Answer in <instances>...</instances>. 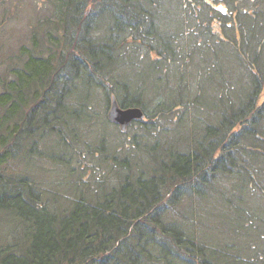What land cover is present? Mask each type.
Listing matches in <instances>:
<instances>
[{"label": "trees", "instance_id": "16d2710c", "mask_svg": "<svg viewBox=\"0 0 264 264\" xmlns=\"http://www.w3.org/2000/svg\"><path fill=\"white\" fill-rule=\"evenodd\" d=\"M41 1L50 6L49 15L32 26L26 44L0 60V215L14 213L19 225L26 223L29 229L27 236L0 246V264H264L262 209L250 202L252 210L244 212L240 202L245 188L256 190L260 200L264 195V152L257 154L264 146L259 133L264 102L258 101L264 89V0L253 12L242 9L257 22L251 24L252 32H243L240 43L221 34L215 40L216 32L210 29V34L204 22L198 32L180 17L178 25L171 24L167 11L183 14L189 3L194 6L192 0L179 5L170 0L169 9L167 0ZM232 11L239 14L236 3L221 13ZM222 40L229 46L228 56L219 48ZM140 51L179 66L186 96L178 85L165 91L166 81L164 93L155 94L156 64L133 61L137 54L141 58ZM130 71L136 72L137 83L128 78ZM172 72L171 81H177L178 72ZM242 73L246 88H252L233 100ZM216 77L208 101L219 117L193 126L192 120L169 116L174 108L192 107L191 92L196 87L207 91L206 83ZM112 95L121 106L141 107L145 113L143 120L130 124L134 128L126 140L140 159L130 165L121 157L122 147H110L102 133L103 123L114 127L105 123ZM93 126L91 149L87 133ZM42 146L46 149L40 152ZM38 152L66 168L76 156L80 163L98 160L104 178L99 180L100 172L94 178L93 198L80 193L62 214L44 207L33 184L17 176L20 166L37 162ZM113 175L119 176L116 185L107 180ZM207 189L218 193L211 205L218 210L205 214L197 202L208 199ZM191 204L200 211L202 226L196 216V224L185 232L179 223L159 216L182 218L186 215L180 207ZM211 225L226 234H216L227 236L223 243L202 239V232L215 234Z\"/></svg>", "mask_w": 264, "mask_h": 264}, {"label": "rangeland", "instance_id": "374dc122", "mask_svg": "<svg viewBox=\"0 0 264 264\" xmlns=\"http://www.w3.org/2000/svg\"><path fill=\"white\" fill-rule=\"evenodd\" d=\"M169 1L170 0L166 1L168 5L167 9H169L170 7ZM192 1H193L192 3L194 6H192L191 3H189L188 4L189 10L187 12L181 11L183 14H180V11L178 9L175 10L174 8L172 9L170 7L171 8L169 9L170 11H167L166 14L170 15L171 24H173V20H174V24L178 25L177 18L180 17L182 22L187 23L188 27L193 28L194 30L197 31L198 26L201 25L199 23L204 22L206 24V26L204 27L205 29H207V31L210 32V34H211L210 29L216 32V35L214 37L215 40L216 39L219 40V37H217L218 36L217 34L219 35L221 34V37L226 38L230 43H235V42L240 43L242 41V35L244 34L243 32H246V31L252 32V30L250 29L251 24L257 22L255 18L251 17L253 15L248 14V12L245 14H242V9L253 12V9H255L256 4L260 0H221V2L220 0H192ZM179 2L181 4L180 0H173L172 3L173 4L176 3L179 5ZM235 3L241 12V13L239 12L237 16L233 11L230 12L228 15H226L225 13L223 14L221 13L223 11H227L228 13L230 10L235 9ZM200 5L204 7L199 9L201 7ZM150 9L153 10V7L151 5H150ZM214 9H218V11ZM49 13H50V6L47 3L42 2L41 0L39 2V5H38L37 0H8L5 4L0 5V60H3L10 52H16L21 45L26 44L29 38L31 37L32 26L39 19L48 16ZM210 17H213V19L211 18L212 21L209 20ZM235 17H236L237 27L235 26ZM1 19L2 20L4 19L2 23H1ZM94 21L98 22V20L95 18H94ZM210 21L212 23H210ZM220 21L222 22V24H218ZM103 23H104L103 19L98 22V24H101V25ZM211 24H212V27H211ZM164 25L168 27V21ZM221 26L222 28H220ZM183 29H184L183 26H180L179 30L181 31ZM201 36L203 35L201 34L195 35L196 38H201ZM208 38L209 37L207 35L204 36V39H208ZM214 38L211 37V39L209 38L208 40L209 41L211 40L212 42ZM219 48L221 52L226 49V56H228V52L230 50H228L229 46L227 45L226 40L224 41L222 40L220 42ZM139 53L142 55L141 58L137 54L135 58L132 57V59H134L133 61H138V62H141L142 64H148V62H150V64L152 65H154V63L156 64L154 68L155 70H157V73L159 74V77H158L159 82L157 83L155 94L164 93L162 91H164V86L166 85V82H167L169 86L165 88V91L171 90V86L178 85L180 88H182L180 94L182 93V96H186V93L189 90L187 88L184 89V86L186 85H185V81L181 77V69H179V66L173 67L170 64L169 65L166 63L162 64L161 60L157 61V56H156L157 54L154 52L152 54H148L143 51H140ZM221 55H223V53H221ZM174 69H176V71L178 72V77L176 78L177 81L175 79L171 81V78H172L171 72ZM0 73H1V69H0ZM135 74L136 72L130 71L128 74L129 76L128 78L131 79V77L132 76L134 77ZM240 75L241 76H239V79L237 80V87L235 86V88L238 90V93L236 92L233 94V98H232L233 100H236L238 96L240 97V96L245 95V93L247 94L248 89L252 88V87L246 88L247 85L244 82L246 80L244 79L243 81L241 78L243 73ZM134 78L135 80L138 79V77L137 78L134 77ZM214 79L215 80H211L209 81V83L208 82L206 83V86H208L207 91L206 90L199 91L201 88L196 87L195 91L191 92V95L194 98V99H191L194 102L192 107L184 106V107L174 108L173 113H171L169 116H175L176 118L177 116H180V119L182 116L184 121L192 120L193 126L194 125L198 126L201 124V122H204V121L214 120L213 116L219 117L217 113H214L216 111L215 109L216 107L212 106V104H210L208 101V97L210 96L212 87H214V82L215 83L216 81L218 82V80H216L218 79L217 77ZM93 81H94V78H93ZM138 81L139 79L136 81V83ZM95 90L94 92L96 93ZM197 96L199 98H197ZM260 97L261 99H259L258 101L264 102V89L262 91V96ZM164 99L165 98L163 96L159 97L156 101L157 104L159 103V101L161 100L163 101ZM175 101L176 99H174V102ZM176 104L177 103L173 105H176ZM108 109L109 107L107 108V110ZM107 110H106V115H105V118H106L105 123L107 122V120L109 121V119L107 118L108 116ZM261 113H262V116H261L262 120L259 123V133L264 138V107L262 108ZM184 121H183V124H184ZM109 122L114 127L110 126L109 124L104 125L103 123L102 126H104L105 130L102 133L106 135L104 136L105 138L108 137V141L111 143L110 147H114V146L116 147L117 144L121 146L122 147L121 157L127 159L129 165H130V162L137 161L139 157L136 154V151L133 150L134 149L133 144L131 143V141L126 140V138L129 136V133L130 132L132 133L133 131V130L129 131L130 130L129 128H131L132 126L131 127L129 126L126 131H122L119 125L114 124L111 121ZM175 130H177V128ZM154 132H157V130H154ZM87 134L89 136L88 140H90L88 141V144H89V147L92 149L94 148V143H95L94 142V126L92 127V131H89ZM45 149L44 147L41 148L40 152ZM40 152L36 154L37 162L32 161V160L29 162V164H25L26 162L25 163L18 162L19 165L21 164H25V165L22 167L20 166L19 175L17 176L25 177L29 182L33 184V188H34L33 191L36 194L35 197L36 199L41 198L42 201H45V204L47 206L43 205L44 207L49 209L51 212L62 214L65 211L69 210L71 203H72L71 199L72 198L78 199L81 196L80 193L85 192L86 196H88L89 198H93L91 197L90 191L91 189L94 191V178H96L97 175L99 176L102 173V170L98 168V163H97L98 160L94 159V157L93 158L91 157L92 159H89V160L86 159L84 163H80L79 157L76 156L75 158L71 159V165L66 168L62 166L61 164H59V162L54 163L49 160H45L40 155ZM262 152H264V146L257 148L258 155H260ZM16 161L17 160H15L14 162L16 163ZM19 165H16V170H18ZM116 165H119V164H116ZM103 176L104 174L102 173V175H100L99 177V180H102L104 178ZM117 177L119 176L118 175L109 176L107 180L108 181L111 180L112 183L114 184L116 183ZM222 178L224 177L222 176ZM244 190H245V195L243 196L244 198L242 199L240 198V202L241 203L243 202L245 204L243 205L244 208L241 206L243 211L250 212L252 210L248 206V204H250L251 202L252 204H255L256 206L258 205V209L259 208L262 209L263 213L262 215L261 214L260 215L264 218V204H263L264 195L263 197H260L261 198L260 200L259 197H256V195L254 194L256 190L255 192L253 191V193L252 192L248 193L247 188H245ZM206 192H207L208 199H204L203 202L201 199L200 202H197V206H201V207L203 206L204 209L200 208V211L205 212V214L206 212H208V210H211V212L212 211L215 212L218 210L217 208H214V206L211 207L212 201L218 198V193L216 191H213L212 189H207ZM206 192L203 191L201 194L206 195ZM185 199H186L185 197H180L178 202L184 203ZM89 200H92V199H89ZM207 200L209 201V203H207ZM194 205L191 204L186 207L179 206L181 208L180 212H183V215H186L182 218L178 217L177 215L175 216L172 213L168 215L166 213V210L165 212H163L162 210L160 211L162 212V214L166 213L168 216H164V215H159V216H162L163 222L167 223L170 220H172V221H175V223L177 224L179 223V225L186 232L188 229H191L192 225L196 224L195 223L196 220H194L196 216L199 217L197 221L201 223L199 224V226H202V221L200 220H203V218L201 217L200 211ZM13 214L0 215V246L7 245L8 243H12L13 240H18L19 236L21 237L27 236V232L29 229L27 228L26 223H23V225L20 226L17 219L12 216ZM27 214H28L27 212L24 213V215H27ZM224 215L226 214L225 213L221 214L222 217ZM255 220H259V218L255 217ZM207 221H209V216L206 219V222ZM246 222L247 224H250V220H246ZM210 223H211V220H210ZM208 228L214 230L212 225ZM215 230H220V229L216 228ZM215 230L213 231L215 233L214 235L210 234L208 231H205L204 233L202 232L200 236H202L203 240H206L208 242L207 244H210V243L216 244L213 240L222 241L223 243V240L226 239L227 236L225 238L221 237L222 239L221 240L220 238H217V235H221V234L226 235V234L222 233V230H220L221 233ZM187 233L188 235H190L189 234L190 230ZM151 263H147V264H151Z\"/></svg>", "mask_w": 264, "mask_h": 264}, {"label": "water", "instance_id": "95a60500", "mask_svg": "<svg viewBox=\"0 0 264 264\" xmlns=\"http://www.w3.org/2000/svg\"><path fill=\"white\" fill-rule=\"evenodd\" d=\"M144 118L145 113L141 107H122L116 96H111L108 119L119 125L122 131H126L133 121Z\"/></svg>", "mask_w": 264, "mask_h": 264}, {"label": "flooded vegetation", "instance_id": "af4514ba", "mask_svg": "<svg viewBox=\"0 0 264 264\" xmlns=\"http://www.w3.org/2000/svg\"><path fill=\"white\" fill-rule=\"evenodd\" d=\"M123 107V106H122Z\"/></svg>", "mask_w": 264, "mask_h": 264}]
</instances>
